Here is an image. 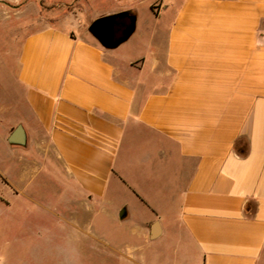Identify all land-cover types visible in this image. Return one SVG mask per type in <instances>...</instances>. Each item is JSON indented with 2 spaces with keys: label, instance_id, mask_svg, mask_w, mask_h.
Listing matches in <instances>:
<instances>
[{
  "label": "crops",
  "instance_id": "0c3cea01",
  "mask_svg": "<svg viewBox=\"0 0 264 264\" xmlns=\"http://www.w3.org/2000/svg\"><path fill=\"white\" fill-rule=\"evenodd\" d=\"M153 3L137 54L119 51L137 17L113 49L67 27L24 36L23 147L89 210L58 217L71 242L127 264H264V0Z\"/></svg>",
  "mask_w": 264,
  "mask_h": 264
},
{
  "label": "rangeland",
  "instance_id": "374dc122",
  "mask_svg": "<svg viewBox=\"0 0 264 264\" xmlns=\"http://www.w3.org/2000/svg\"><path fill=\"white\" fill-rule=\"evenodd\" d=\"M153 1L0 0V264H127L114 257L126 254L124 249L115 252L89 236L81 243L70 241L72 226L69 221L60 223L58 217L87 221L90 213L80 203V194L66 196L54 173L44 169L35 173L32 153L23 146H9L4 138L18 125L24 108L18 104L22 90L14 80L24 36L48 26L89 35L88 26L95 19L128 12L137 17V29L119 51L137 54L142 39L151 36L150 7L157 6ZM115 228L105 219H96L93 230L114 234ZM161 243L146 246V255L167 250L168 243Z\"/></svg>",
  "mask_w": 264,
  "mask_h": 264
},
{
  "label": "water",
  "instance_id": "95a60500",
  "mask_svg": "<svg viewBox=\"0 0 264 264\" xmlns=\"http://www.w3.org/2000/svg\"><path fill=\"white\" fill-rule=\"evenodd\" d=\"M129 17V25L115 40L108 38V29L112 21L118 17ZM136 17L130 15L128 12H120L112 15L101 16L88 26L90 35L98 41V43L105 49H113L125 42L135 31ZM26 132L22 125L14 127L7 137V142L10 145L24 146L26 144ZM156 236V227H153L152 238Z\"/></svg>",
  "mask_w": 264,
  "mask_h": 264
},
{
  "label": "flooded vegetation",
  "instance_id": "af4514ba",
  "mask_svg": "<svg viewBox=\"0 0 264 264\" xmlns=\"http://www.w3.org/2000/svg\"><path fill=\"white\" fill-rule=\"evenodd\" d=\"M129 25V17H118L112 21L108 29V38L110 40H115L118 36L122 34V32Z\"/></svg>",
  "mask_w": 264,
  "mask_h": 264
},
{
  "label": "trees",
  "instance_id": "16d2710c",
  "mask_svg": "<svg viewBox=\"0 0 264 264\" xmlns=\"http://www.w3.org/2000/svg\"><path fill=\"white\" fill-rule=\"evenodd\" d=\"M151 9H154V7H151Z\"/></svg>",
  "mask_w": 264,
  "mask_h": 264
}]
</instances>
